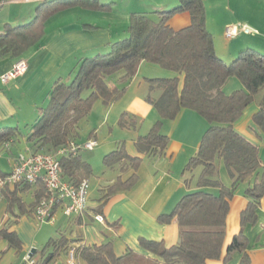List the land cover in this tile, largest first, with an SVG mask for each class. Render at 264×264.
<instances>
[{
  "label": "trees",
  "instance_id": "16d2710c",
  "mask_svg": "<svg viewBox=\"0 0 264 264\" xmlns=\"http://www.w3.org/2000/svg\"><path fill=\"white\" fill-rule=\"evenodd\" d=\"M176 8L152 14L134 13L130 16L128 37L112 44L110 51L82 60L70 84L57 83L50 93V102L41 109L36 122L30 127L27 142L32 144L33 153H54L75 141L79 136V123L93 110L98 101L109 106L119 101L127 86L119 88L110 83L123 72L119 83L126 85L137 76L141 64L148 62L184 76L183 84L177 76L171 79L150 80L151 91L158 88L162 94L147 103L154 106L160 119L150 132L138 138L136 147L140 154L163 155L169 147V138L162 133L165 121L175 120L182 110H191L205 119L209 129L202 138L198 153L185 165V172L202 168L198 178L199 190L187 194L176 204L167 216L159 219L169 223L176 218L180 228V240L172 247L163 242L140 239L142 245L153 256H144L133 251L116 256L111 243L93 248H83L81 257L87 264H208L210 260H220L226 236L227 215L230 200L240 183L255 177L252 188L247 189L249 199L246 210L241 214V232L231 241L224 264L236 253L241 254L240 264H251L247 250L249 241L243 233L248 225L258 222L257 211L264 198V167L259 148L239 134L235 123L244 111L254 103L256 96L264 92V54L255 49L241 51L231 62L221 59L216 52L214 38L207 27L206 0H178ZM81 7L92 11H106L110 6L98 0H47L37 9L34 20L25 26L7 27L0 36V57L20 58L45 35V24L49 18L71 8ZM189 13L191 24L181 30L169 26L176 15ZM231 78H237L244 87L231 95L223 92V86ZM109 79H111L109 81ZM259 110L253 115V124L264 133V94ZM119 127L129 123L136 126L128 114L120 116ZM19 130L1 129L0 147L18 138ZM124 145L104 157V164L111 168L117 164L129 165L135 173L124 180L118 178L103 190L102 200L107 202L120 192L131 190L138 180L137 170L142 157L131 156ZM222 160L229 177L231 188H225L216 178V162ZM91 166L80 155L62 157L60 171L62 177L77 185L91 174ZM0 171V177H5ZM37 186L34 202L27 205L21 194ZM217 188L219 195L204 191ZM2 195L7 199L12 221L0 229V240L9 248L20 251L23 242L12 224L23 216L34 219V210L47 196L42 183L31 185L5 186ZM68 244L63 237L51 239L33 264H53L60 252ZM37 253L32 256V260Z\"/></svg>",
  "mask_w": 264,
  "mask_h": 264
},
{
  "label": "crops",
  "instance_id": "0c3cea01",
  "mask_svg": "<svg viewBox=\"0 0 264 264\" xmlns=\"http://www.w3.org/2000/svg\"><path fill=\"white\" fill-rule=\"evenodd\" d=\"M46 1L0 0V36L5 33L7 27L17 28L30 24L34 20L39 6ZM98 1L104 6H110V9L92 11L75 7L53 15L45 24L43 39L26 51L22 57H0V76L9 72L20 59L26 60L29 65L24 76L6 85L0 84V130L11 128L18 129L20 132L18 138L0 147V171L2 173L10 174L15 159L20 154L33 152L32 144L27 142V135L30 133V127L36 122L41 109L49 103L50 93L55 84H70L71 77L79 69L82 60L107 54L112 44L127 38L132 14L167 12L179 4L178 0ZM207 2L208 0L205 2V10L208 9ZM225 3L230 7V10H234L232 11L235 13L234 17H237L236 14H240V12L248 11L259 20L262 18L264 0H225ZM218 5L219 3L216 6ZM207 21L208 30L214 38L217 55L223 61L231 62L241 51L251 45V43H237L233 46L224 47L217 25L210 23L208 10ZM225 23L228 24V22H224L223 25ZM260 23L262 24L259 26L264 31V23ZM168 24L176 31L184 29L191 24V16L189 13L176 15ZM254 45L252 47H255V50L257 49L258 52L264 54V42L257 41L254 42ZM147 64L150 63L143 62L141 64L137 76L128 84L119 83L120 77L124 75L123 72L115 76L110 83L111 86H118L119 88L127 86L122 98H128L126 104L130 108L129 110L126 108L123 114L134 116L139 121H144L145 116L152 115L151 105L147 103V98L151 96L150 93L155 95V97L152 96L154 99L159 98L162 94L161 89L150 90V80L162 78L156 77L159 69L146 67L149 66ZM177 76L181 79L182 85L184 76L175 73L174 77ZM239 90H244V87L237 78L229 79L223 86V92L226 95H231ZM114 105L111 103L107 106L102 127L108 125ZM247 110L248 108L245 111ZM245 111L240 120L235 123L234 128L259 148L264 163V153L262 156L264 133L253 124V115L257 111L241 124ZM87 117L79 123V136L75 140L77 143H84L80 136V126L83 121L87 120ZM134 117H130V120ZM120 118L119 116L116 124L122 131V136H120L118 146L112 152L124 145L128 155L142 157V164L136 172L138 175L137 184L131 190L115 194L107 202H104L102 200L103 190L113 185L119 177L123 181L127 180L135 171L129 165L124 164H117L108 168L105 166L103 158V168H101L103 171L95 177L92 170V159L83 157L84 153L92 151H82L79 155L84 162L91 166V174L86 177L90 181L87 212L80 217H68L59 207L55 209V221L45 224H37L32 217L23 216L19 222L12 224L11 228L19 235L23 247L20 251L11 249L6 241L0 240V264H32L30 261L35 263L39 260L41 253V251L36 250L37 246L40 243L46 246L51 239L61 237L67 240L68 244L53 261V264H69L71 249L75 250V264H87L81 257L80 251L83 248L99 247L111 243L113 251L118 257L129 251L152 257L153 255L140 245V239L163 242L167 247L175 246L179 242L180 228L176 218L169 223H161L158 218L171 214L176 204L183 197L199 190L197 182L202 168L193 172H185V165L198 153L202 138L209 129V124L196 112L187 109L182 110L175 120L165 121L163 124L162 133L170 141L166 153L163 155H146L139 153L136 141L139 137L150 132L160 116L155 115L153 117L146 134H142L141 129H138V121L135 118V120L133 119V123H136L135 127H132L131 123L126 128L119 127ZM23 129L29 131L26 137H23ZM113 129L114 125L109 127L110 131ZM92 139L99 142V132L95 129L87 135L86 142ZM106 143L108 145L113 144L109 141ZM106 143H98L97 148H101V144L104 146ZM215 165H217V176L215 177L222 182L225 188H231L232 179L229 177L224 162L218 160ZM263 167L264 164H262L261 169ZM254 183L255 177H251L234 189V195L229 202L230 211L227 215L222 257L220 260H210L208 264H224L225 254H227L231 241L242 231L240 228L241 214L246 210L249 203L246 191L252 188ZM36 188L37 186H32L30 191L21 194V198L27 205H30L32 201L34 202L33 197ZM204 191L214 195H219L220 192L217 188H206ZM260 202V208L256 214L258 216L257 224L248 225L243 231L249 241L246 254L250 257L251 264H264V198ZM7 209L8 202L2 195V188L0 187V229L12 221L10 214L6 212ZM98 215L104 217V223L95 220V216ZM46 225L49 227L45 228ZM36 253L37 256L32 260V256ZM241 260V254L236 253L227 264H240Z\"/></svg>",
  "mask_w": 264,
  "mask_h": 264
},
{
  "label": "built area",
  "instance_id": "2783aa9c",
  "mask_svg": "<svg viewBox=\"0 0 264 264\" xmlns=\"http://www.w3.org/2000/svg\"><path fill=\"white\" fill-rule=\"evenodd\" d=\"M258 30L248 24L228 26L225 37L228 40L240 35H258ZM28 62L24 59L18 60L9 72L0 76V84L6 85L11 81L24 76L28 69ZM99 146L97 140H89L85 143L70 141L67 146L62 147L54 153H28L20 154L15 159V164L10 174L0 178V187L6 185H19L28 183L36 185L42 183L46 189L47 196L41 200L34 210V220L37 224H45L55 221V209L61 207L68 217L83 216L89 205L90 181L86 178L74 185L62 177L60 171V159L62 157L77 156L82 151H93ZM95 220L104 223L103 216H95ZM75 250L69 252V264H75ZM34 261H30L33 264Z\"/></svg>",
  "mask_w": 264,
  "mask_h": 264
},
{
  "label": "rangeland",
  "instance_id": "374dc122",
  "mask_svg": "<svg viewBox=\"0 0 264 264\" xmlns=\"http://www.w3.org/2000/svg\"><path fill=\"white\" fill-rule=\"evenodd\" d=\"M217 3H219L218 6H216ZM207 7H208L207 10L209 11L210 23L217 25L219 35L222 36V44L224 47L225 46L228 47L231 45L233 46L237 43H245V44L251 43V45L248 47L255 49V47H252V46H255L254 42H257V41L258 42L259 41L264 42V39H263L264 38V31L259 26L260 24H262L260 22L264 23V10L261 12L262 18H261V20H259V18L250 14L248 11L240 12V14H236L237 17H234L235 13L232 12L234 10L229 9L230 7L227 6V3H225V0H208ZM172 9H174V8H172ZM224 22H228V24L225 23V25H223ZM242 24H248V25L253 26L256 29H258L259 30L258 35L252 36V35H246L245 34V35H240L237 38L232 39V40H228L224 37V35H222L225 33L227 26L242 25ZM223 28H225V29L223 30ZM147 65H149V66H146V67H156V69H159L158 70L159 73H157L158 75H156V77L159 76V78L163 79V78H172L175 75L174 72L167 71V70L160 68L159 66H156L154 64H147ZM77 71H78V69H77ZM77 71H76V73H77ZM76 73L73 74V77H71L72 79L75 77ZM110 80L111 79H109V81ZM150 94H151V96H153L152 92ZM263 94H264V92H261V94L259 93L256 96L254 103L248 107L247 111H245L246 113H245L244 118L240 122L241 124L243 122H245V120L247 121L249 119V117L257 111V108H258L259 103L262 99L261 97H263ZM153 97H155V95ZM127 102H128V98L126 97L124 99L122 98L119 102L114 103L115 105H114L113 112H112L111 116H109L110 117L109 123L105 127H102V123H103L105 115H106L105 111L108 108H107V106L102 105V103L100 101H98L96 104H94L93 110L90 113V115L87 117V120L83 121L81 126H80V136L82 137L84 143L86 142L87 135L91 132V130H94V129L99 132V142L98 143H103V142L106 143L108 141L110 143L113 142V144H109V145L106 143L104 146H102V144H101V146H100L101 148H97L92 152L84 153L83 157H87L88 159H92V162H93V169L92 170H93L95 177L97 175H99L101 173V171H103V169H101V168H103V158L106 155L110 154L118 146V144H119L118 142H120V136H122V131L119 130L118 124H116V122H117L119 116H121V114H123L125 112L126 108H127V110H129L130 106H128L126 104ZM48 104L49 103H47V105ZM151 109H152V115H149L148 117L145 116L144 121H139V119H136L134 116H130V117H134L138 121V129L139 130L141 129L142 134H146L148 132L149 123L153 120V117L155 115H158V112L154 108V106L151 105ZM126 112H128V111H126ZM112 125H114V129H113V131H110L109 127L111 128ZM28 132L29 131L23 129V133H22L24 135L23 137H26ZM263 153L264 152H262V156H263ZM89 194H90V191H89ZM44 227L47 228L49 226L46 225ZM44 246H45L44 244L40 243V245L37 246L36 250H38L40 252L43 250L42 248H44Z\"/></svg>",
  "mask_w": 264,
  "mask_h": 264
}]
</instances>
